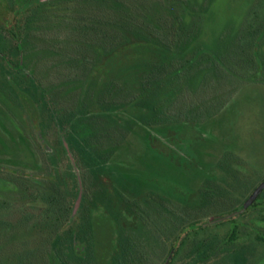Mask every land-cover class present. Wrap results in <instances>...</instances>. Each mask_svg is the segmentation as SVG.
Instances as JSON below:
<instances>
[{
	"label": "rangeland",
	"instance_id": "374dc122",
	"mask_svg": "<svg viewBox=\"0 0 264 264\" xmlns=\"http://www.w3.org/2000/svg\"><path fill=\"white\" fill-rule=\"evenodd\" d=\"M25 1L0 0V15L12 2L20 6ZM205 14L210 19L209 35L201 44L197 38ZM24 17L25 65L34 71L59 114L86 105L96 111L90 139L101 152L109 153V179L127 199L153 190L173 202H188L230 149L239 148L253 157L260 154L258 148L246 146L259 145L264 134V85L243 81L242 69L229 65L233 40L243 33L241 28H247L246 21L264 17V0H48ZM179 20L184 22L180 25ZM132 34L181 56L172 61L170 54L162 55L166 72L180 64L186 67L151 91L157 120L138 104L132 106L133 115L121 107L122 98H138L145 92L149 76L144 72L150 63L135 61L119 69L107 94L97 96L95 83L101 75L93 76L94 69L110 55L122 58L119 48ZM0 37L1 43H9L6 34ZM102 50L105 56L100 57ZM261 51L264 56L262 45ZM201 55L207 63L186 64L185 60H198ZM212 55L222 63H215ZM260 80L264 82V74ZM234 81L242 82L227 102ZM35 111L31 118H38ZM31 118L26 112V128L19 127L15 115L0 103V167H4L0 169V264H49V232L40 231L34 218L29 223L22 218L38 215L36 199L46 191L47 177L53 172L64 181L73 209V181L76 174L82 176L66 155L58 129L50 123L42 126L47 151ZM8 169L39 178L20 177ZM32 253V260H27Z\"/></svg>",
	"mask_w": 264,
	"mask_h": 264
},
{
	"label": "flooded vegetation",
	"instance_id": "af4514ba",
	"mask_svg": "<svg viewBox=\"0 0 264 264\" xmlns=\"http://www.w3.org/2000/svg\"><path fill=\"white\" fill-rule=\"evenodd\" d=\"M47 2L26 0L20 6L12 2L6 7L7 11L0 15V36L6 34L10 38L9 43L4 44L0 37V103L15 115L20 122V125L17 123L19 127L27 125L26 112L31 118L35 109L38 118H31V121L41 145L49 150L42 126L50 123L62 134V147L66 155L81 171L80 179L74 174L75 169L71 164L72 174L76 176L72 189L76 196L75 206L80 197L75 214V206L72 209L68 202L64 181L54 172L47 177L46 181H54L65 195L71 214L67 226L72 227L69 248L64 251L61 246L62 250L50 245V251L53 250L56 257L59 249L66 257L81 259L80 262L72 261V264H264V134L259 145L246 146L247 149L258 148L260 154L257 157L246 155L239 148L230 149L217 161L210 177L196 188L188 202H173L167 195L153 190L147 194L142 191L133 193L134 200L127 199L109 179V170L112 168L109 165V153L103 152V149L101 152L90 139L93 136L90 121L96 111L86 105L82 110L59 114L60 109L50 99L34 71L25 65L26 45L22 33L24 16ZM214 4L212 2L211 10L209 8L212 14ZM263 18H259L263 27L255 47L233 42L232 62L228 60L231 62L229 66L242 69L245 74L242 76L243 81L258 82L260 86L264 85L260 80L264 74V56L261 51V45L264 46ZM179 22L181 25L184 21ZM246 24L247 28H241L240 32L248 35L252 29L249 27L250 22L246 21ZM103 52L100 51V57L105 56ZM202 52L205 51L201 49L199 54ZM125 53L121 55L122 58H116L117 55L106 57L101 66L94 69L93 76L101 75L95 83L97 96L107 94L116 72L113 68L118 67L119 70L127 68V65L131 67L135 61L139 64V54H131L129 60ZM202 55L198 60L193 57L192 61L185 62L188 66L199 61L205 64L207 58ZM177 57L181 56L178 54ZM211 58L217 64L222 63L220 57L212 55ZM234 58H239V61L236 63ZM108 66H111L110 69ZM149 66L152 67L151 73H144L149 76L145 80V92L138 98L124 97L122 103L128 104L126 108L130 109L132 115V106H143L157 120L159 111L150 102L149 95L186 67L180 64L179 69L168 73L165 66ZM240 82L230 83L232 92L227 93V102L235 97ZM89 147L98 153L101 169L102 161H105L100 183L89 167ZM0 169L4 170V167ZM8 173L39 178L24 171L8 169ZM108 198L114 203L108 202Z\"/></svg>",
	"mask_w": 264,
	"mask_h": 264
},
{
	"label": "trees",
	"instance_id": "16d2710c",
	"mask_svg": "<svg viewBox=\"0 0 264 264\" xmlns=\"http://www.w3.org/2000/svg\"><path fill=\"white\" fill-rule=\"evenodd\" d=\"M204 26L202 28L201 35L197 38V41H200V43H203V40L207 38L209 35L208 29H209V24L208 23L210 19L204 18ZM249 27L252 29L250 34H237L235 39V43H240L242 38V42L248 45H251L255 47V45L259 42V35H260V30L263 27V23L259 19V17H255L249 24ZM243 35V36H242ZM241 43V44H243ZM119 53L122 51H126V57L127 59L131 60L129 56L131 54H139L138 61L139 63H150L151 65L154 64L156 67H163L164 64V57L162 56L164 53L170 54L172 57V61H175V58H177L176 53H169V51H166L162 46L151 42L147 39H145L143 36L138 35V34H132L128 35L127 41L123 44V46L119 49ZM256 50V49H255ZM123 52V53H124ZM256 53V52H255ZM257 55V53H256ZM113 65V64H112ZM111 67V66H110ZM108 66V68L110 69ZM116 71H118L117 68H113ZM152 71V67L148 66L145 67V74H149ZM104 73V72H102ZM126 105H122L124 109H127ZM132 108V107H131ZM88 147V146H87ZM90 148V147H89ZM91 152L89 154L90 156V164L89 167L92 169L91 173L92 175L95 176V178L98 180L100 183V174L101 172L104 173V168L103 165L105 161H102V169L101 166L98 163V153L95 152L93 148H90ZM93 150V151H92ZM48 186L47 189H45V192H40L41 196L36 199L35 205L38 207V215L33 217L32 214H26L22 218V222H31L33 221V218L37 220V226L40 231L43 233L49 232L50 234V245L54 246V248H64V251L66 248H69L71 245L69 238H71V230L72 227L67 226V223L70 219V210L69 206H67V201L66 197L61 192L60 186H58L54 181H48ZM108 202L114 203L113 200L108 198ZM82 219V217H81ZM60 250H62L60 248ZM53 251V250H52ZM50 251L48 254V260L49 264H72V261H79L81 259L79 258H70V256H64L59 249L57 250L58 256L56 257L54 253ZM33 255L29 256L27 260H32ZM27 261V263L29 262Z\"/></svg>",
	"mask_w": 264,
	"mask_h": 264
},
{
	"label": "water",
	"instance_id": "95a60500",
	"mask_svg": "<svg viewBox=\"0 0 264 264\" xmlns=\"http://www.w3.org/2000/svg\"><path fill=\"white\" fill-rule=\"evenodd\" d=\"M79 204H80V197H79V199H78V201L76 203V206H75V209H74V214L76 213V210L78 209Z\"/></svg>",
	"mask_w": 264,
	"mask_h": 264
}]
</instances>
